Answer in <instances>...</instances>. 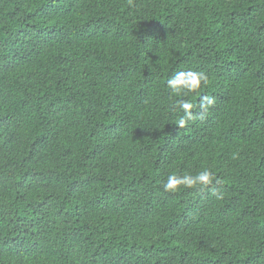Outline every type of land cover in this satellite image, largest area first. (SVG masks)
<instances>
[{
  "label": "trees",
  "instance_id": "16d2710c",
  "mask_svg": "<svg viewBox=\"0 0 264 264\" xmlns=\"http://www.w3.org/2000/svg\"><path fill=\"white\" fill-rule=\"evenodd\" d=\"M0 264H264V0H0Z\"/></svg>",
  "mask_w": 264,
  "mask_h": 264
},
{
  "label": "clouds",
  "instance_id": "9594fccd",
  "mask_svg": "<svg viewBox=\"0 0 264 264\" xmlns=\"http://www.w3.org/2000/svg\"><path fill=\"white\" fill-rule=\"evenodd\" d=\"M128 2L129 6L133 5V0H128ZM207 81L208 77L206 73L202 71L186 70L176 72L167 80L166 83L171 94L177 96H187L189 93L198 92L201 85L206 84ZM214 104V97H200L199 106L201 112L199 113V118H203L207 110ZM178 105L180 110L183 112V115L180 116L177 124L178 127L184 128L188 123L197 118L192 111L195 105L188 100H180L178 101ZM215 179L214 174L207 169L200 171L194 176L190 174L181 176L173 173L168 176L167 181L162 187L165 192H176L181 187L191 189L199 186L201 188H206L211 185ZM216 182L219 183V181Z\"/></svg>",
  "mask_w": 264,
  "mask_h": 264
}]
</instances>
